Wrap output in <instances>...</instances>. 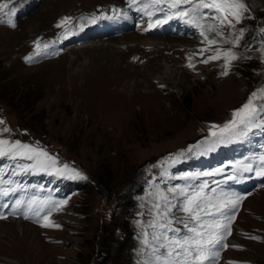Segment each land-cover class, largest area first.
I'll return each mask as SVG.
<instances>
[{
	"label": "rangeland",
	"instance_id": "1",
	"mask_svg": "<svg viewBox=\"0 0 264 264\" xmlns=\"http://www.w3.org/2000/svg\"><path fill=\"white\" fill-rule=\"evenodd\" d=\"M198 2L185 6L194 9ZM243 2L247 11L240 22L227 15L234 27L213 18L223 13L201 8L197 37L144 35L145 24L138 23L140 12L135 10L132 26L119 37L83 44L72 40V44L70 39L87 27L81 17L96 14L99 7L119 6L122 0H0L7 4L0 10V120L4 122L0 139L43 149L55 160L47 170H40L27 157L1 158V182L7 181L3 175L10 170L33 172L61 183H87L57 202L47 195L24 201L29 209H36L39 202L48 206L36 221L0 219V264H97L100 254L95 245L102 240V224L119 195L139 183L143 189L131 209L136 245L132 264H162L156 257L163 251V237L159 241L153 237L187 234L181 221L194 226L196 222L182 210L188 196L202 191L204 203L213 204L239 197L221 186L234 180L229 166L197 168L201 163L194 158L232 146L241 157V171L264 166V32L260 34L264 0ZM169 7L166 3L158 10ZM66 17L70 19L61 24ZM208 25L223 35L209 31ZM241 28L244 33L237 45L233 42ZM209 40L217 43L209 44ZM229 48L238 59L231 61L227 75H222L223 55L203 62L216 55V49ZM245 58H254V62L247 60L250 68L242 66ZM166 69L175 70L179 84L169 77L167 84L157 81ZM94 71L109 75L110 85L94 87ZM245 72L250 73L245 76ZM86 81L93 88L91 102L79 110L78 101L88 89ZM250 97L256 108L250 121L221 133L220 128L233 119L232 113ZM85 100L89 102L88 97ZM4 128L10 131L3 132ZM56 169L65 174L58 175ZM241 198L228 213L235 218L231 234L225 233L223 241L228 247L218 249L216 264L264 261V182ZM201 215L220 218L219 214ZM45 216L59 227H43Z\"/></svg>",
	"mask_w": 264,
	"mask_h": 264
},
{
	"label": "snow or ice",
	"instance_id": "2",
	"mask_svg": "<svg viewBox=\"0 0 264 264\" xmlns=\"http://www.w3.org/2000/svg\"><path fill=\"white\" fill-rule=\"evenodd\" d=\"M135 2L136 0H130V4ZM152 3H168L172 8H177L180 4L192 3V0H152ZM5 7H7V4H0V10ZM145 7H147V5ZM201 8L213 10L214 13L217 14L223 13L224 15H214L213 18L220 19L221 24H227L229 27H234V25H232L231 20L227 19V15H232L237 22H240L243 19L242 13L247 11V6L243 0H199V2L195 4L193 11L199 12ZM146 15L151 17L153 14L146 12ZM176 15L187 16L189 15V12L177 11ZM204 15L206 16V14ZM170 18L171 17H169V19ZM69 19L70 18L67 17L64 18V20L61 21V24L65 23ZM166 22L167 20L161 21L157 19L155 24L150 22L149 29H145V31ZM188 23L195 24L196 21L191 19ZM208 28L209 31H215L218 36L223 35V33L215 29L213 25H208ZM261 32H264V28L261 29ZM243 33L244 29L241 28L240 36L236 38V41L233 42L234 44L238 45L240 37L243 36ZM203 34L204 33L201 32V35ZM215 43H217L216 40H209V44ZM44 47L46 48L47 45ZM221 55H223L225 61V71L222 75H227L228 67L230 66L231 61L238 59L231 48L226 49L223 52H221L220 49H216V55L208 57V59L203 62L208 63L209 60L220 59ZM256 95V93H252V97H256ZM255 111L256 108L253 104V99L250 97L244 105L232 113L233 119L229 120L220 128L221 133H230L239 125L247 124ZM2 123L4 122L0 120V124ZM212 127L215 128L219 126L212 125ZM2 131L8 132L10 130L4 128ZM213 135L216 134L213 133ZM221 140H223V137H221ZM3 157H9L12 159L17 157H27L28 159L35 160V167L40 170H47V168L55 164L54 158L50 157L46 151L34 148L29 144H24L19 140L10 142L6 139H0V158ZM49 161H51V163H49ZM29 167L32 166L30 165ZM64 169H68V166L64 165ZM69 171L75 172L77 176L80 175L75 169H71ZM56 173L58 175L65 174L63 169H56ZM4 194L7 195L6 192ZM205 199L206 198L204 197L202 191L193 193L187 197L182 210L185 213L190 214V221L196 222L194 226L190 227L189 223L181 221V223L184 224V228L187 230V234L173 237L161 234V236L153 237V239L158 241L161 240V237H163V242L160 244V248L163 249V251L156 257L158 262H162V264H216V260L220 256V251L218 249L228 247V245L223 243V241L226 239L225 233L231 234L230 224L235 218L234 213L231 216L228 213L235 209L236 205L242 198L237 197L235 200L221 202L218 204H213L210 201L204 203ZM61 203H66V201H62ZM211 209H215V213L210 211ZM201 213H203L204 216H214L215 214H219L220 218L203 219ZM44 220L47 222L42 224L43 227H59V225H55L48 221L47 216L44 217ZM161 226L163 227V225ZM252 238L258 239L257 237ZM147 243L148 240L146 239L145 244ZM233 247L239 246L233 245ZM229 264H234V262H229Z\"/></svg>",
	"mask_w": 264,
	"mask_h": 264
},
{
	"label": "trees",
	"instance_id": "3",
	"mask_svg": "<svg viewBox=\"0 0 264 264\" xmlns=\"http://www.w3.org/2000/svg\"><path fill=\"white\" fill-rule=\"evenodd\" d=\"M242 62V66L250 68L251 62H254V58L245 59ZM242 71V70H241ZM243 72V71H242ZM244 73V72H243ZM245 72V76H248ZM77 187L82 189L87 186L86 184H77ZM143 186L141 183L131 186L124 190L122 195H119V199L115 201V208L111 211L104 229L101 227L100 232L102 234V240H98L96 247L100 255V262L97 264H132L133 252L136 248L134 232L132 229V213L131 209L136 205V195L142 192ZM123 191V190H122ZM121 192V191H117ZM118 208L117 210H115ZM117 212V213H116ZM119 216V217H118ZM118 217V221L116 220ZM120 236L117 240L116 236ZM252 264H264V261H254Z\"/></svg>",
	"mask_w": 264,
	"mask_h": 264
},
{
	"label": "bare ground",
	"instance_id": "4",
	"mask_svg": "<svg viewBox=\"0 0 264 264\" xmlns=\"http://www.w3.org/2000/svg\"><path fill=\"white\" fill-rule=\"evenodd\" d=\"M113 38V37H112ZM174 71V72H173ZM173 71H171L170 69H166L163 73L164 74H162V75H160V76H158V77H156V79H157V81L159 82V83H161V84H164V83H168L167 81H166V78H168L169 77V79L172 81V83L173 84H175V85H177V84H179L180 83V79L177 77V74L175 73V70H173ZM95 72V71H94ZM100 72V71H99ZM103 73H105V72H103ZM98 74H100V73H97V72H95V75L91 78V81H92V79H93V83L92 84H94V87L96 86H98V87H103V86H108V85H110V83H111V77L109 76V75H98ZM179 76V75H178ZM90 81V80H89ZM90 81V82H91ZM87 82V81H86ZM90 82H87L86 83V87L88 88V89H85L84 91H83V99H80L78 102H79V105H78V109L79 110H83L84 108H87L88 106H90L89 105V103L91 102L90 101V97H89V92L93 89V88H89V84H90ZM74 86V85H73ZM92 86V85H91ZM104 87V88H105ZM86 97H88L89 98V102H86L87 100H85V98ZM86 105V106H85ZM14 220H17V219H14ZM17 226H19V224L17 223Z\"/></svg>",
	"mask_w": 264,
	"mask_h": 264
}]
</instances>
